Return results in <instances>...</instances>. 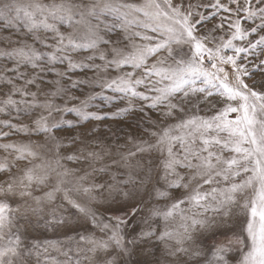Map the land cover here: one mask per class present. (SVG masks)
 Wrapping results in <instances>:
<instances>
[{
    "label": "snow or ice",
    "instance_id": "snow-or-ice-1",
    "mask_svg": "<svg viewBox=\"0 0 264 264\" xmlns=\"http://www.w3.org/2000/svg\"><path fill=\"white\" fill-rule=\"evenodd\" d=\"M0 117V264H264V0H0Z\"/></svg>",
    "mask_w": 264,
    "mask_h": 264
},
{
    "label": "rangeland",
    "instance_id": "rangeland-1",
    "mask_svg": "<svg viewBox=\"0 0 264 264\" xmlns=\"http://www.w3.org/2000/svg\"><path fill=\"white\" fill-rule=\"evenodd\" d=\"M85 91H88L87 89H85ZM98 91V89H97ZM76 95L80 96L81 98H83V95L77 91L76 92ZM97 103H100V101H97ZM104 111H112L114 109H110V108H105L103 109ZM0 118H3V117H0ZM69 119H74V117H72L71 115L68 117ZM134 121L131 120V118H129L128 121H106L105 124H111V127L113 130H117V129H123V131H119L118 134L123 137L124 136V133L127 132L129 130V125L130 124H133ZM99 128H100V132L99 134L101 136H108L110 135V133L107 131V129L105 128L104 124H101L99 125ZM14 139L16 140H26L27 138L26 137H23V136H20V137H14ZM35 139V137L33 138ZM4 142H7V141H4ZM123 139L120 140V143H123ZM0 156H3V152L0 151ZM70 167H72L73 165L69 164ZM146 199V203L145 205L143 206L144 207V211L147 212V209L148 207L150 206V203L147 202V198ZM116 215H123V212H116L115 213ZM48 238H56L55 236H53L51 233H47L45 234ZM237 257L240 255L239 253H236L235 254Z\"/></svg>",
    "mask_w": 264,
    "mask_h": 264
}]
</instances>
